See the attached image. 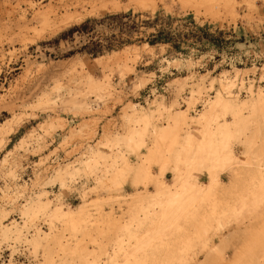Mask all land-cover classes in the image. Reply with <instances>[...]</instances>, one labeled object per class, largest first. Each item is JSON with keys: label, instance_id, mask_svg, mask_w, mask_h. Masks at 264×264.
<instances>
[{"label": "rangeland", "instance_id": "374dc122", "mask_svg": "<svg viewBox=\"0 0 264 264\" xmlns=\"http://www.w3.org/2000/svg\"><path fill=\"white\" fill-rule=\"evenodd\" d=\"M103 1L98 0L100 8L91 14L88 5L75 6L72 0H0V127L23 116L22 123L5 138L0 149V213H6L1 219L3 224L13 220L21 224L25 218L22 209L42 193L50 208L76 210L86 205L94 215L101 206L104 213L118 217L138 190L153 191L152 185L146 189L134 187L129 179L114 184L104 178L102 164L87 169L82 164L90 159L87 150L97 145L104 132L123 133L130 119V110H124L128 103H134L139 112L160 109V116L156 112L152 121L159 127L175 111L187 109L193 119L183 126L182 136L190 134L201 139L198 131L203 122L198 118L216 94L242 102L264 91V0ZM44 10L52 11L56 17L77 11L80 17L45 35V39H30L33 15ZM124 15L130 18L107 20ZM87 21L92 22L88 24L92 27L88 34L79 29ZM74 27L78 31L58 39ZM160 31L173 40L150 45L152 36ZM105 76H109L113 97L97 102L93 95L79 96L78 103L91 106L90 113H78L70 107L69 97L85 93L89 77L101 81ZM139 80H146V85L134 93V84ZM44 98L50 105L36 109ZM58 120L63 128L47 134L45 125ZM80 128H84L83 132L71 135ZM151 143L146 139L138 153L122 143L112 148L99 146V151L108 156V163L116 158L117 166H121L123 154L136 166ZM232 151L242 156L238 142L232 144ZM69 163L77 173L61 186L53 181V169ZM168 166L161 177L166 184L172 181V165ZM159 171L160 164L152 162L149 172L158 175ZM200 175L197 182L206 183L208 179ZM99 180H105L104 185L98 186ZM221 181L226 183L227 176H222ZM7 217L8 221H3ZM44 224L41 216L35 218L22 236H30L34 225L46 231ZM240 230L234 223L211 234L210 239L217 244L223 235ZM22 238L0 239V264H8L11 253L13 264L39 263L41 257L35 259L31 246ZM106 243L111 252V244L108 240ZM95 247L86 243L89 251ZM231 253L227 251L226 259L231 258Z\"/></svg>", "mask_w": 264, "mask_h": 264}, {"label": "bare ground", "instance_id": "6f19581e", "mask_svg": "<svg viewBox=\"0 0 264 264\" xmlns=\"http://www.w3.org/2000/svg\"><path fill=\"white\" fill-rule=\"evenodd\" d=\"M72 2L75 6L88 5L91 14L100 8L98 0ZM223 9L227 8L223 6ZM79 17L77 11L61 17L54 16L50 10L40 11L33 15L30 39L44 38ZM17 30L20 33L19 27ZM145 85L146 80L137 81L134 93ZM85 88V93H72L68 99L70 107L78 113L92 111L88 103H78L79 96L90 94L97 102L112 96L109 76L101 81L89 77ZM194 92H191L192 96ZM49 105V100L44 98L35 108L45 109ZM157 106L159 108L160 103ZM126 109L130 110V119L123 133L104 132L97 145L87 150L90 159L82 164L86 169L102 164L104 178L114 184L129 179L134 187L141 185L146 189L152 185L153 191L138 190L125 203L124 212L118 217H113L111 212L104 213L101 206H97L94 215L88 212L86 205H80L76 210H64L59 206L50 208L49 202L42 199V193L22 209L25 218L22 217L21 224L14 220L3 224L1 219L6 213L4 210L0 213V239H21L24 228L41 216L46 231L34 225L31 235L22 238L31 246L34 258L41 257L37 264H264V91L242 102L216 94L199 115L198 120L203 122L198 131L201 139L190 134L182 136L183 126L193 119L187 115V109L175 111L162 127L152 124L155 113L160 116V109L139 112L134 103H128ZM227 117L231 120L227 121ZM22 121L23 116H16L0 127V149L5 138ZM62 128L63 123L58 120L47 123L44 131L49 134ZM83 130L72 131L71 135ZM146 139H151L152 143L136 166L131 165L123 154L121 166H117L119 160L116 158L108 163V156L99 151V146L112 148L122 143L138 153ZM234 142L240 144V157L232 151ZM152 162L160 164L158 175L149 172ZM70 165L55 167L53 181L63 186L67 178L77 173ZM168 165H172L170 184L161 180ZM204 171L208 181L197 182L198 175ZM224 175L227 176L226 183L221 181ZM104 183L105 180H99L98 186ZM3 221H8V217ZM234 223L241 228L239 232L223 235L217 244L212 243L211 234H218ZM107 240L111 252L107 250ZM86 243L96 247L89 251ZM228 250H232L230 259H226ZM8 264H13L12 253Z\"/></svg>", "mask_w": 264, "mask_h": 264}, {"label": "trees", "instance_id": "16d2710c", "mask_svg": "<svg viewBox=\"0 0 264 264\" xmlns=\"http://www.w3.org/2000/svg\"><path fill=\"white\" fill-rule=\"evenodd\" d=\"M126 17L130 18L129 15H124V16H113V17H108L107 20H109V21H113V20H117V19H120V18H126ZM90 23H92V22L87 21V22H86L81 28H79V29H81L82 32L85 31L84 33H86V34H88L89 32H92V27H88V24H90ZM123 25H124V23H123ZM75 31H78V28H77V27H74V28L70 29L68 32L61 34V35L58 37V39L64 37L65 35H67V33H72V32H75ZM171 40H173V39L170 38L168 34L164 33L163 31H160V32H158L156 35H153V36H152V40H150L148 43H149L150 45H154V44L157 43V42H169V41H171ZM174 48H177V47H174Z\"/></svg>", "mask_w": 264, "mask_h": 264}, {"label": "crops", "instance_id": "0c3cea01", "mask_svg": "<svg viewBox=\"0 0 264 264\" xmlns=\"http://www.w3.org/2000/svg\"><path fill=\"white\" fill-rule=\"evenodd\" d=\"M204 172H205V171H204ZM200 178H206V174H205V173L201 174V175H200Z\"/></svg>", "mask_w": 264, "mask_h": 264}]
</instances>
